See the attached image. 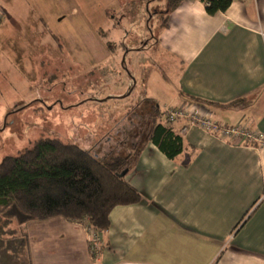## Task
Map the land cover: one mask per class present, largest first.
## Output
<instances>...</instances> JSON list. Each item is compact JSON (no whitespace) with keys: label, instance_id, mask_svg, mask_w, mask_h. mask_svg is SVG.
I'll use <instances>...</instances> for the list:
<instances>
[{"label":"crops","instance_id":"crops-1","mask_svg":"<svg viewBox=\"0 0 264 264\" xmlns=\"http://www.w3.org/2000/svg\"><path fill=\"white\" fill-rule=\"evenodd\" d=\"M16 3L0 0L2 21ZM156 43L180 73L179 92L150 98L157 109L201 107L264 134V0H232L214 15L203 1L184 0ZM182 126L172 127L183 140L174 159L142 138L126 179L143 199L113 208L98 254L87 220L55 217L26 225L32 264H264V145Z\"/></svg>","mask_w":264,"mask_h":264},{"label":"rangeland","instance_id":"rangeland-1","mask_svg":"<svg viewBox=\"0 0 264 264\" xmlns=\"http://www.w3.org/2000/svg\"><path fill=\"white\" fill-rule=\"evenodd\" d=\"M14 1L0 21V162L42 138H144L150 98L180 90L156 43L168 0Z\"/></svg>","mask_w":264,"mask_h":264},{"label":"trees","instance_id":"trees-1","mask_svg":"<svg viewBox=\"0 0 264 264\" xmlns=\"http://www.w3.org/2000/svg\"><path fill=\"white\" fill-rule=\"evenodd\" d=\"M183 1L168 0L161 29L167 27L169 14ZM201 1L211 15L225 12L232 3ZM148 109L151 121L143 135L174 159L182 152V137L163 124L159 109ZM141 140L135 145L126 138L116 140V146L108 150L100 142L97 145L103 153L95 150L96 146L85 148L48 137L17 156L5 157L0 162V264H32L26 230L30 222L55 217L72 222L87 220L88 227L104 232L110 226L113 208L141 201L142 194L126 179L145 146Z\"/></svg>","mask_w":264,"mask_h":264},{"label":"built area","instance_id":"built-area-1","mask_svg":"<svg viewBox=\"0 0 264 264\" xmlns=\"http://www.w3.org/2000/svg\"><path fill=\"white\" fill-rule=\"evenodd\" d=\"M161 114L162 121L167 127H173L177 123L183 122L182 129L180 130L181 133L187 132L191 127H198L232 143H255L264 145V134L253 131L243 125H224L201 107H173L166 105L161 109ZM88 233L91 243V253L96 255L102 247V231H98L89 226Z\"/></svg>","mask_w":264,"mask_h":264}]
</instances>
